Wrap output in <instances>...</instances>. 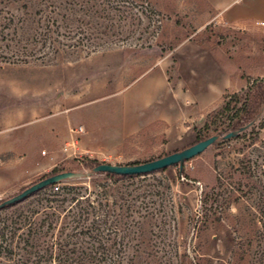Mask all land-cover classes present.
<instances>
[{
    "label": "rangeland",
    "instance_id": "obj_1",
    "mask_svg": "<svg viewBox=\"0 0 264 264\" xmlns=\"http://www.w3.org/2000/svg\"><path fill=\"white\" fill-rule=\"evenodd\" d=\"M133 1L142 22L122 28L112 48L38 40L27 55L28 42L0 32V199L54 170L143 162L223 134L213 120L225 94L264 75V19L240 17L241 0ZM257 123L264 138V110ZM253 147L248 137L212 143L182 172L170 165L137 187L151 189L137 204L174 210L184 264H249L235 249L259 221L250 179L235 168ZM106 179L103 172L64 179L27 202L64 184ZM206 193L214 195L203 205Z\"/></svg>",
    "mask_w": 264,
    "mask_h": 264
},
{
    "label": "trees",
    "instance_id": "obj_2",
    "mask_svg": "<svg viewBox=\"0 0 264 264\" xmlns=\"http://www.w3.org/2000/svg\"><path fill=\"white\" fill-rule=\"evenodd\" d=\"M135 6L133 0H0V32L28 42L22 51L27 55H35V48L29 44L38 40L65 39L68 42L63 45L72 46V50L112 48L121 44L122 28L124 31L142 22V15L133 11ZM137 18L139 22L135 21ZM53 49L58 51L59 46L54 45ZM263 110L261 75L249 79L240 90L226 93L213 120L220 119L224 125L223 134L215 133L218 138L214 143L248 137L254 146L255 154L240 159L235 168L250 179L259 221L251 236H240L235 249L237 258L249 257V264H264V138L260 137L257 123ZM187 160L174 165L182 172ZM56 172L59 171L49 175ZM99 172L112 181L64 184L44 193L38 203L27 202L40 195L43 189H39L0 207V264H184L173 230L174 210L164 204L158 207L156 201L151 204L149 199L137 204L151 190L137 188L149 180V173ZM138 176L141 178L136 180ZM221 176L222 173L219 179ZM117 177L128 181L117 184ZM156 182L148 184L154 186ZM134 184L137 185L130 188ZM219 185H223L221 180ZM211 195L214 194H205L203 205ZM5 199H0V203Z\"/></svg>",
    "mask_w": 264,
    "mask_h": 264
},
{
    "label": "water",
    "instance_id": "obj_3",
    "mask_svg": "<svg viewBox=\"0 0 264 264\" xmlns=\"http://www.w3.org/2000/svg\"><path fill=\"white\" fill-rule=\"evenodd\" d=\"M218 138V134H212L208 137L202 138L189 146L175 150L173 152L167 153L157 158H153L147 161L138 162V163H112V162H101L92 167V170H63L46 177H43L27 187H25L20 192L6 198L3 202L0 203V207H3L7 204H11L22 200L32 194L33 192L42 189L50 184L59 182L68 178H81L87 175H91L93 172L99 171H114L116 173H150L156 170H160L164 167L174 165L175 163H180L185 159L193 158L203 151H205L214 141Z\"/></svg>",
    "mask_w": 264,
    "mask_h": 264
},
{
    "label": "crops",
    "instance_id": "obj_4",
    "mask_svg": "<svg viewBox=\"0 0 264 264\" xmlns=\"http://www.w3.org/2000/svg\"><path fill=\"white\" fill-rule=\"evenodd\" d=\"M235 9L241 11L242 18L264 19V0H241Z\"/></svg>",
    "mask_w": 264,
    "mask_h": 264
},
{
    "label": "built area",
    "instance_id": "obj_5",
    "mask_svg": "<svg viewBox=\"0 0 264 264\" xmlns=\"http://www.w3.org/2000/svg\"><path fill=\"white\" fill-rule=\"evenodd\" d=\"M262 23L264 24V21Z\"/></svg>",
    "mask_w": 264,
    "mask_h": 264
}]
</instances>
